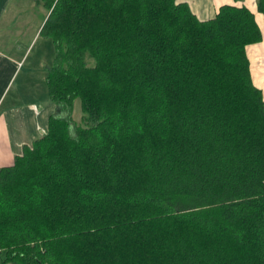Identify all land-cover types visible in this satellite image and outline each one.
<instances>
[{
  "label": "trees",
  "instance_id": "16d2710c",
  "mask_svg": "<svg viewBox=\"0 0 264 264\" xmlns=\"http://www.w3.org/2000/svg\"><path fill=\"white\" fill-rule=\"evenodd\" d=\"M66 110L0 166L3 264H264V99L246 6L38 0ZM264 13V0H257ZM69 108V109H68Z\"/></svg>",
  "mask_w": 264,
  "mask_h": 264
},
{
  "label": "crops",
  "instance_id": "0c3cea01",
  "mask_svg": "<svg viewBox=\"0 0 264 264\" xmlns=\"http://www.w3.org/2000/svg\"><path fill=\"white\" fill-rule=\"evenodd\" d=\"M25 1L0 0V166L11 164L24 145H30L35 138L45 133L51 115L62 116L68 112L51 99L46 87L48 65L51 57H54L52 39L44 37V50L37 49L40 55L34 57V61L29 58L48 9L45 7L40 15L33 12L31 3ZM179 1L187 2L201 19L212 17L224 4L246 6L253 12L262 38L247 44L245 50L252 81L262 90L264 99V13L257 8V0ZM23 7H27V11ZM26 61L30 65L25 66ZM33 72L36 74L34 77ZM17 78L19 82L16 89L11 90ZM33 89L41 100L32 99ZM18 96L22 101L17 103ZM1 259L0 252V264H3Z\"/></svg>",
  "mask_w": 264,
  "mask_h": 264
},
{
  "label": "rangeland",
  "instance_id": "374dc122",
  "mask_svg": "<svg viewBox=\"0 0 264 264\" xmlns=\"http://www.w3.org/2000/svg\"><path fill=\"white\" fill-rule=\"evenodd\" d=\"M192 1V0H191ZM208 1V0H207ZM25 2H28V3H31L32 5H33V7H34V11L33 12H35V13H38V14H43V12H44V10H45V5L42 3V2H40V1H38V0H26ZM37 4H39V6H37ZM23 9H24V11H27V7H23ZM42 26V25H41ZM44 37H46L45 36V34L44 33H40V35H39V37H38V39H37V42H36V44H35V46H34V48H33V51L29 54V58H31V60L32 61H34V57H36L37 55H40V53H38V51H37V49L38 48H40V49H43L44 50ZM50 38V37H49ZM35 41V40H34ZM55 51V50H54ZM47 56V55H46ZM56 56H55V53H54V57L52 58L51 57V62L52 63H55V58ZM51 62H50V64L48 65V68H49V66H51ZM25 66H28V65H30V63H28V61H26L25 62V64H24ZM32 75H33V77L36 75L35 74V72H33L32 73ZM18 82H19V78H17V80L15 81V83H14V85L12 86V88H11V90L12 89H16V86L18 85ZM47 87V86H46ZM14 92H16V91H14ZM39 94V93H38ZM31 97H32V99L33 100H36V99H39V100H41L42 98L41 97H39L38 95H37V92L33 89L32 91H31ZM22 101V98L20 97V96H18L17 97V103L18 102H21ZM69 109V108H68ZM68 111V114H70V117H72L73 118V120L72 121H79L80 119H81V116H82V114H83V111H82V109H81V104H80V99H79V97H75L74 99H73V102H72V106L70 107V109L69 110H67ZM44 134V133H43Z\"/></svg>",
  "mask_w": 264,
  "mask_h": 264
}]
</instances>
